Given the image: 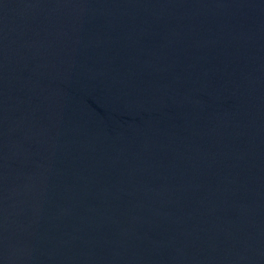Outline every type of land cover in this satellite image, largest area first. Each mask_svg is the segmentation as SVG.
Instances as JSON below:
<instances>
[{"label":"water","instance_id":"obj_1","mask_svg":"<svg viewBox=\"0 0 264 264\" xmlns=\"http://www.w3.org/2000/svg\"><path fill=\"white\" fill-rule=\"evenodd\" d=\"M0 264H264V0H0Z\"/></svg>","mask_w":264,"mask_h":264}]
</instances>
